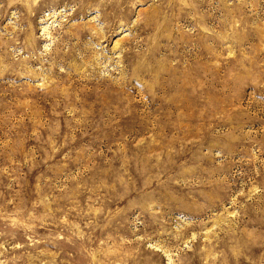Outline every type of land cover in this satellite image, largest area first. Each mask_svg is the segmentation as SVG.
<instances>
[{
    "label": "rangeland",
    "instance_id": "1",
    "mask_svg": "<svg viewBox=\"0 0 264 264\" xmlns=\"http://www.w3.org/2000/svg\"><path fill=\"white\" fill-rule=\"evenodd\" d=\"M0 264H264V0H0Z\"/></svg>",
    "mask_w": 264,
    "mask_h": 264
}]
</instances>
